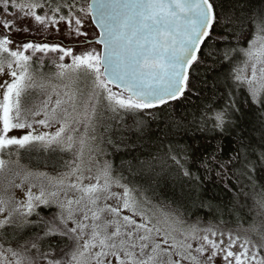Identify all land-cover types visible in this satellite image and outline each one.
Masks as SVG:
<instances>
[{
  "label": "snow or ice",
  "instance_id": "obj_1",
  "mask_svg": "<svg viewBox=\"0 0 264 264\" xmlns=\"http://www.w3.org/2000/svg\"><path fill=\"white\" fill-rule=\"evenodd\" d=\"M10 164L0 264H264V0H0Z\"/></svg>",
  "mask_w": 264,
  "mask_h": 264
},
{
  "label": "trees",
  "instance_id": "obj_2",
  "mask_svg": "<svg viewBox=\"0 0 264 264\" xmlns=\"http://www.w3.org/2000/svg\"><path fill=\"white\" fill-rule=\"evenodd\" d=\"M239 3L245 4L246 0H239ZM46 67H47V63H46ZM198 103L199 101L193 100L191 104L187 105L185 110L186 111L194 110V106ZM249 119H252V117L250 116ZM61 157H63V160L70 159V156L65 155L63 153H54V152H51L49 150H44V149L34 150L30 153L22 152V155H21L22 161L26 162L27 164L33 167L47 168L52 171H60L63 169ZM168 191L171 192L172 190L169 189ZM215 194L221 202H228L232 195V193H227L219 189L215 190ZM244 213L246 214V218L255 217L258 220L257 210L252 206L251 199H248L246 201V207L244 209ZM42 214H48L47 210H44ZM225 218L231 219V217H225Z\"/></svg>",
  "mask_w": 264,
  "mask_h": 264
},
{
  "label": "rangeland",
  "instance_id": "obj_3",
  "mask_svg": "<svg viewBox=\"0 0 264 264\" xmlns=\"http://www.w3.org/2000/svg\"><path fill=\"white\" fill-rule=\"evenodd\" d=\"M49 70H50L49 68L45 67V72H48ZM53 71H54V69H53ZM53 83H58V81H53ZM14 134L20 135L21 133L20 132H16ZM22 152H21V155H22ZM4 158L8 159L7 156H5ZM13 159H15V157H13ZM20 165L29 167V168H31L34 171L48 172L49 175H51V176H56L59 172L64 171V169H62L60 171H52V170H49L47 168L33 167V166L27 164L26 162L22 161L21 157H20ZM17 171H20V168L18 166H16V165L10 164V165H8V167L5 169L4 172L0 173V195L5 194V188L7 187L9 180L16 179L17 182H19L18 178L15 177V173Z\"/></svg>",
  "mask_w": 264,
  "mask_h": 264
}]
</instances>
